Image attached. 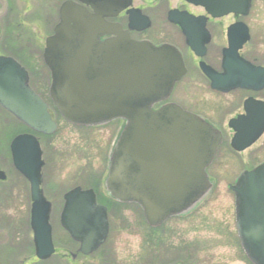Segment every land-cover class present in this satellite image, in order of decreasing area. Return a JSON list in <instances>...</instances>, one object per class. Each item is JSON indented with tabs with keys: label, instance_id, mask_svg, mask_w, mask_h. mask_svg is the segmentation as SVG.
<instances>
[{
	"label": "water",
	"instance_id": "water-1",
	"mask_svg": "<svg viewBox=\"0 0 264 264\" xmlns=\"http://www.w3.org/2000/svg\"><path fill=\"white\" fill-rule=\"evenodd\" d=\"M225 7L223 15L231 12ZM55 33L45 42L43 61L51 78L49 97L62 119L78 126L126 122L109 158L108 194L119 203L138 205L150 227L191 209L211 187L205 169L221 135L175 105L152 110L167 99L185 73L179 53L169 46L136 43L124 35L99 42L92 32L64 24ZM240 46L230 38L228 52L233 57L227 62L235 63L223 66V92L264 86V70L236 57ZM0 108L33 133L56 131L46 104L29 87L27 72L4 56H0ZM228 126L233 132V151L251 147L264 133V103L246 100L244 115L230 120ZM9 150L13 167L29 183L35 256L45 261L54 254V247L51 205L40 189L39 143L33 135L21 134L11 141ZM4 178L0 171V180ZM229 190L234 195L241 249L252 264H264V163L243 172ZM64 201L60 225L79 243L78 252L89 256L106 239V210L96 204L91 190L78 187Z\"/></svg>",
	"mask_w": 264,
	"mask_h": 264
},
{
	"label": "rangeland",
	"instance_id": "rangeland-1",
	"mask_svg": "<svg viewBox=\"0 0 264 264\" xmlns=\"http://www.w3.org/2000/svg\"><path fill=\"white\" fill-rule=\"evenodd\" d=\"M0 26V55L27 68L31 88L50 108V79L41 59L44 36L33 32V22H0ZM50 111L58 129L39 141L44 161L42 190L52 204L49 223L56 255L43 262L34 257L28 185L14 170L8 150L10 140L26 131L0 109V170L6 176L0 182V264H250L236 239L234 198L228 187L244 170L264 161V135L238 154L230 149L232 134L225 128L223 146L208 170L213 189L194 211L152 229L135 206L111 208L110 232L103 247L89 258L71 261L63 259L71 246L59 225L62 196L74 187L91 186L94 174L100 175L98 189L103 191L107 151L118 127L80 129L64 122L54 108Z\"/></svg>",
	"mask_w": 264,
	"mask_h": 264
},
{
	"label": "flooded vegetation",
	"instance_id": "flooded-vegetation-1",
	"mask_svg": "<svg viewBox=\"0 0 264 264\" xmlns=\"http://www.w3.org/2000/svg\"><path fill=\"white\" fill-rule=\"evenodd\" d=\"M223 5L226 6L225 10L229 8L231 12L223 15ZM25 21L35 24L33 32L42 34L44 42L55 35V29L63 22L66 27L92 32L90 35H96L101 42L124 35L136 43L175 49L181 56L185 74L175 83L167 100L156 105L153 110L165 104H174L198 116L221 134V143L206 170L207 174L223 146L225 128L232 134L228 127L229 120L244 114V103L248 99L264 103V86L259 90L238 88L223 92V66L229 67V64L235 63L227 62L230 56L233 57L228 52L230 38L234 44H241L236 57L264 70V0H0V22ZM16 26L21 27V24L17 23ZM33 36L35 38L38 35ZM42 64L45 67L43 59ZM201 67L209 70L211 76L205 75ZM228 98H231L230 101ZM233 113L225 122V118ZM107 125L118 128L113 131L107 151L105 175L101 182L103 191L99 192L98 189V182L101 181L99 174L98 178L94 174L90 180L91 186L85 188L92 190L96 203L106 210L108 232L104 243L110 232V210L116 204L104 189V181L112 147L125 122L116 120ZM4 177L0 182H5ZM210 182L213 189L211 179ZM64 195L61 212L65 205ZM61 230L71 246L66 249L63 259H83L84 256L78 252L79 244Z\"/></svg>",
	"mask_w": 264,
	"mask_h": 264
}]
</instances>
